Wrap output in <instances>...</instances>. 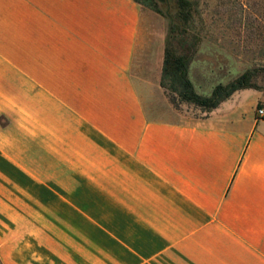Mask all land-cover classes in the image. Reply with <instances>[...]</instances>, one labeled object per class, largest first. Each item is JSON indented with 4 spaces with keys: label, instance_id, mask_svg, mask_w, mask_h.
Wrapping results in <instances>:
<instances>
[{
    "label": "crops",
    "instance_id": "obj_1",
    "mask_svg": "<svg viewBox=\"0 0 264 264\" xmlns=\"http://www.w3.org/2000/svg\"><path fill=\"white\" fill-rule=\"evenodd\" d=\"M144 12L0 0L2 264H264V93L155 118L133 73ZM100 198L126 226L85 242L69 221Z\"/></svg>",
    "mask_w": 264,
    "mask_h": 264
},
{
    "label": "rangeland",
    "instance_id": "obj_2",
    "mask_svg": "<svg viewBox=\"0 0 264 264\" xmlns=\"http://www.w3.org/2000/svg\"><path fill=\"white\" fill-rule=\"evenodd\" d=\"M191 1L193 18L187 26L178 18L176 0H155L156 10L143 5L133 73L145 88L146 104L155 118L195 120L208 112L193 103L173 104L161 86L159 63L164 62L167 47L193 54L190 72L203 92L227 84L248 70H256L254 89L264 93V0ZM195 35L200 40L192 47ZM261 104L264 102L257 106ZM80 212L84 217L77 219L71 214L75 219L69 222L71 228L84 230L85 242L104 238L105 229L126 226L124 205L108 198L86 203Z\"/></svg>",
    "mask_w": 264,
    "mask_h": 264
},
{
    "label": "trees",
    "instance_id": "obj_3",
    "mask_svg": "<svg viewBox=\"0 0 264 264\" xmlns=\"http://www.w3.org/2000/svg\"><path fill=\"white\" fill-rule=\"evenodd\" d=\"M142 5L157 8L155 0H135ZM178 5V18L187 26L193 18L194 3L191 0H176ZM176 32V28H173ZM199 37L194 36L192 47L199 43ZM193 54L188 52L179 53L171 47L165 50L162 70L161 86L166 90L173 104L181 102L193 103L206 111L218 107L221 102L230 98L236 91L245 88H255L253 79L256 70H248L227 84H218L211 95L200 94L190 77V64ZM0 264L1 260H0Z\"/></svg>",
    "mask_w": 264,
    "mask_h": 264
},
{
    "label": "built area",
    "instance_id": "obj_4",
    "mask_svg": "<svg viewBox=\"0 0 264 264\" xmlns=\"http://www.w3.org/2000/svg\"><path fill=\"white\" fill-rule=\"evenodd\" d=\"M256 116L257 118L264 120V104L257 106Z\"/></svg>",
    "mask_w": 264,
    "mask_h": 264
}]
</instances>
